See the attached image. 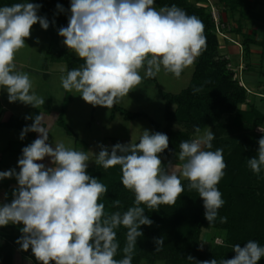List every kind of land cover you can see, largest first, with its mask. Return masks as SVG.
Returning <instances> with one entry per match:
<instances>
[{"label":"clouds","instance_id":"9594fccd","mask_svg":"<svg viewBox=\"0 0 264 264\" xmlns=\"http://www.w3.org/2000/svg\"><path fill=\"white\" fill-rule=\"evenodd\" d=\"M154 3L71 0L68 25L58 34L84 63L61 76L63 89L79 93L93 106L111 108L145 78H154L161 68L179 78L192 66L206 48L203 22L176 5L157 10ZM39 8L28 0L0 7V88L7 89L9 102L20 101L34 108L42 106L45 99L31 91L29 74L16 72L14 61L33 25L39 23L45 30L49 27L47 19L37 14ZM57 8L63 11L60 5ZM29 131L39 137L22 149L19 173L14 169L0 172V179L15 176L18 181L12 202L0 206V227L23 224L17 243L23 251L31 248L39 264H132L137 238L143 235L141 226L153 223L141 205L155 210L160 205H174L185 191L181 176L189 181L188 190H195L203 200L209 224L225 203L217 185L226 163L222 149L211 150L214 133L209 127L199 135L201 129L196 126V138L179 143L178 160L183 162L179 169L177 165L170 164L168 170L163 166L160 154L168 149L169 138L160 132L144 130L138 143H117L110 150L99 145L95 164L104 169L119 165L123 186L135 195L134 206L123 214L105 213V205L99 201L108 189L88 174L86 151L66 147L63 141L55 142V147L48 144L49 131L40 114L23 129L20 138ZM258 144L257 155L247 161L256 174L264 168V137ZM45 157L51 158L53 167L37 163ZM112 203L120 206L119 199ZM220 221L227 218L220 217ZM120 226L127 233L124 256L117 260L115 229ZM154 242L159 251L164 239ZM233 251L234 258L198 264H258L264 257V247L253 240L243 247L234 245Z\"/></svg>","mask_w":264,"mask_h":264},{"label":"trees","instance_id":"16d2710c","mask_svg":"<svg viewBox=\"0 0 264 264\" xmlns=\"http://www.w3.org/2000/svg\"><path fill=\"white\" fill-rule=\"evenodd\" d=\"M30 1L40 5L37 14H54L58 27H67L71 0ZM222 1L233 15L240 16V30L237 33L243 34L245 38L243 43L246 45L247 55L251 54L253 45L263 46L259 44L257 36L260 34L264 39L263 27L260 26L262 32L258 34L242 32L246 27L245 20H258L256 10L259 1ZM22 2L27 0H0V7ZM208 2L209 0H155L156 9L176 5L188 15L198 17L205 26L206 48L194 62L195 70L190 84L179 93L160 90L166 103L164 114L167 124H160L144 112H131L118 105L111 107V120L115 119L117 113L130 121L148 118L153 126L150 134L160 132L169 138V147L160 154L161 159L177 155L181 141L195 139L196 126L200 127V134L212 126L214 139L211 150L222 149L226 163L224 176L217 185L225 203L218 210L217 219L209 224L205 218L203 200L195 190H188L189 181L186 180L182 182L185 191L174 205H160L156 210L141 205L145 209L144 214L153 223L151 226H141L143 235L137 238L132 264H143L144 261L147 264H157L158 261H164L165 264H198L214 258L217 261L231 259L235 256L233 246L240 244L243 247L249 240L264 247V169L256 174L247 164L248 159L258 153V141L261 137L255 130L264 125V113L252 104L246 109L242 107L251 93L229 67V59L221 53L216 22ZM57 5H60L63 11L58 9ZM55 59L65 61L69 71L80 68L84 63L79 57L73 56L68 48L59 52ZM151 80L157 83L156 76ZM195 89L199 91H194ZM64 116L65 109L61 112L59 124L70 136L80 141L79 135L68 126ZM176 124L181 128H174ZM87 172L107 186V193L102 195L99 201L105 205L106 214L115 211L123 214L129 207L134 206L135 195L123 186L119 165L109 169L94 165L88 168ZM116 199L120 201L119 207L113 206L112 202ZM220 217H226L227 221L222 223ZM205 228L223 232L224 243L203 249L201 236ZM115 231L119 249L114 258L119 260L124 256L122 250L126 243L127 229L120 226ZM20 238V235L0 227V240L3 241L0 244L2 264H16V250L35 258L31 249L22 250L21 245L17 243ZM160 238L164 239V244L156 251L154 241ZM188 257H192V260L187 259ZM35 261L39 264L36 258ZM258 264H264V257Z\"/></svg>","mask_w":264,"mask_h":264},{"label":"rangeland","instance_id":"374dc122","mask_svg":"<svg viewBox=\"0 0 264 264\" xmlns=\"http://www.w3.org/2000/svg\"><path fill=\"white\" fill-rule=\"evenodd\" d=\"M211 1L215 9L220 12L222 20L221 22L225 24V27H221V30L225 34H228L231 39H225L223 38L221 33H218V37L220 40V50L222 55L229 59V67L235 71L237 78L240 79L243 85H246V83L242 71H245L247 67L251 68V66H253L252 72H254V74L257 72V78H255V81H258V78L264 79V59L262 61V56H256L257 53H261L262 51H264V49L255 48V52L251 51V54L247 55L246 45L243 43L245 38L242 36H240V38H237L235 35V33L239 32L240 30L238 23L240 16L233 15V12H231L227 8V5L224 4L222 0ZM258 1L259 5L256 10L258 20L252 19L250 22L249 20H245V29L247 31H249V29H257L259 33H261L262 31L259 28V23L264 21V0ZM29 3H31L30 0ZM38 26L39 25L37 23L32 26L30 37L26 38L25 47L21 48L16 53L15 60L20 61L21 64H28L29 67L33 66L36 68H42L45 65L44 61L47 56H50L55 51L66 48L67 46L63 43L64 38L58 34V30L60 29L58 26L54 25L52 28V26H50L49 24L47 30L43 29L42 27L40 29ZM235 39L238 40L240 44H242V48H240L241 50L239 53L236 52L233 55V53L228 47L236 45L235 42L238 43V41H236ZM257 50L258 52H256ZM241 57H243L244 60L241 61ZM27 70L28 69L23 66L19 71L27 73ZM192 72L193 71L190 70V67L185 68L183 71V75H180V77L177 78L173 74L166 73L163 68H161V71L157 74V83L151 80L150 78H145L143 82L138 86V88L131 90L128 93V96L121 98L119 103L117 104L124 106L131 112H145L155 121L159 122L162 125H166L167 122L165 120L164 114L166 103L163 100L162 96L159 94V88H162V90L166 92L179 93L182 89L186 88L190 84ZM66 74L67 73H65L64 75H55L49 81L41 77H32L29 74L30 79L32 81L31 91H33L37 96L43 97L42 91L43 89H46L48 87L51 93L49 101L53 106H73L72 111L70 112V118L67 119V121L72 130H74L80 137L78 145V147L80 148H78L77 150L86 151L89 155L88 167H93L94 165H96V156L94 153H98L100 151L99 145L102 144L111 148L117 143L125 145L135 143L141 138L144 130H148L149 132L153 130L152 123L148 118H140L134 121H126L120 117L114 121H111V108L93 106L85 102L81 98V96H79V93L75 91L68 92L66 90H63L60 78L61 76H66ZM140 74L141 76L144 75L143 69L140 70ZM259 89L261 91H264V85H261ZM3 93L5 96H8L6 88H3ZM72 100L74 104L71 106L72 103L70 104V102ZM251 104L264 113V97H262L261 95H257L256 93H251L247 103L242 107L246 109ZM174 128L179 129L181 127L176 124ZM209 128L212 130V126H209ZM207 129L208 128H206L204 132ZM255 131L258 135H260V137H264V125L256 128ZM204 132L199 135H203ZM20 136L21 134L17 132L14 133V135L11 134L9 138L21 140ZM58 140L63 141L66 147H74L75 141L73 140V138H69L68 136H66L63 128L57 125L50 133L48 142L49 144H52L53 142ZM31 143L32 141L25 144L26 146H28ZM19 159L20 158L14 160L18 162ZM161 160L166 170H168L170 164L172 166L177 165L179 169V166L183 163L178 160V154L173 157ZM15 171L16 173H19L18 170ZM177 174L180 175L179 170ZM11 178L16 181L15 176ZM181 180L182 182H184L187 179L181 176ZM22 227L23 224L9 223L6 226H2V229L7 232L16 233L22 237ZM201 240L203 241V249H207L210 246L211 248H213L215 245H220L224 243L223 232L220 233L215 229L205 228L203 229ZM1 243H3L2 240H0V244ZM30 249L31 248H29V250ZM15 253L16 264H36L35 258L31 257V255H25L19 250H16ZM0 264H2L1 256ZM143 264H147L146 261H144ZM157 264H165V262L158 261Z\"/></svg>","mask_w":264,"mask_h":264},{"label":"crops","instance_id":"0c3cea01","mask_svg":"<svg viewBox=\"0 0 264 264\" xmlns=\"http://www.w3.org/2000/svg\"><path fill=\"white\" fill-rule=\"evenodd\" d=\"M38 15L46 18L47 21L49 22L50 26H52V28L54 25L58 26L57 22H56V16L54 14H38ZM70 15H71V12L69 10V17H70ZM37 24L39 25L38 27L41 29L40 24L39 23H37ZM259 25L261 27H263L262 29H263V35H264V21L260 22ZM259 25H257V26H259ZM242 32H244V33L249 32V33H253V34L259 33V31L257 29H249V31L244 29ZM235 35L237 38H240V36L243 37V34L235 33ZM257 36H258L259 44H262L263 46L253 45L251 48L252 52H255L254 51L255 48H263L264 49V43H263L264 39L260 37V34ZM236 41H238V40H236ZM235 44L236 45H232V46L229 45L230 47H228L230 49V51L233 53V55L236 52L239 53L241 50L240 48H242V44H240L239 41H238V43L235 42ZM66 49H67V47L60 49L58 51H55L50 56H47L45 61H44L45 65L42 68H36L33 66L29 67L28 64H21L20 61L15 60L14 61L15 65H16L15 71H19L24 66L25 68L28 69L26 72L29 73L30 76L45 78L47 81L51 80L52 77L55 75L56 76L64 75L65 73H67L69 71L67 63L63 60H56L55 57L59 52H62ZM261 51H262V49H261ZM71 52H72L73 56L78 57L74 54V52L72 50H71ZM256 52H258V50ZM257 55L259 57L262 56V61H263L264 51H262L261 53H257L256 56ZM240 60L241 61L244 60L243 57H241ZM241 65H243V64H241ZM192 69L195 70V64L190 66V70L194 72V70H192ZM252 70H253V66H251V68L247 67V69L245 71L244 70L242 71L243 77H244V80L246 83L245 86L250 91V93H256L257 95H261L262 97H264V91L263 90L261 91L259 89L261 87V85L262 86L264 85V79L258 78V81H255L256 80L255 78H257V76H256L257 72L254 74V72H252ZM19 72L23 73V71H19ZM193 72L191 74V80H192ZM170 74H172V73H170ZM181 75H183V72L181 73ZM156 78L158 80L157 75H156ZM191 80H190V82H191ZM57 82H58V80H57ZM160 90H162V88H159V94L161 95ZM42 94H43V97L46 99L45 105L43 104L39 108H34L31 105L24 104L20 101L9 102L8 96H5L3 93V88H0V162H2V171H9L12 169L20 171L19 166H18V162L15 161L14 159L21 158L22 157V149L24 147H26L25 143H28L31 141L33 142L35 139H37L39 137V134L36 132L29 131L25 134L24 138L21 140H15V139H11L9 137L11 134L14 135V133H17V132L21 134V132L23 131V129L25 127H30L31 124L33 123L34 117L36 115L40 114L43 116V124L48 129L49 136H50V133L52 132V130L54 129L55 126L58 125V126L62 127L61 125H59V118L61 116V112L64 109H65V116H64L65 121L69 126L67 119L70 118V112L72 111V108H73L72 105L74 104L73 100L70 102V104L72 103L71 104L72 107H65L64 105H62L61 107H56V106H53L51 104V102L49 101L51 93H50V89L48 87L46 89H43ZM115 105L121 106L119 104H115ZM121 107L125 108L124 106H121ZM111 114H112V109H111ZM111 114H110V120H111ZM120 117L126 121H130V120L125 119L124 116L120 113L116 114V117L114 120H116L117 118H120ZM114 120H111V121H114ZM132 121H134V120H132ZM63 130H64V133L66 134V136H68L69 138H73V140L75 141L73 149L77 150L78 148H80V147H78L79 141H77L74 137L70 136L64 128H63ZM58 141H60V140H58ZM55 142H57V141H55ZM55 142H53L50 145L55 147ZM47 143L49 144L48 141H47ZM37 163H43L46 167H53L54 166L51 163L50 157H45L44 160L37 161ZM88 168H90V167H88ZM17 188H18V181L17 180L15 181L12 178L1 179L0 206H2L3 204H6V203L12 202V200L14 199L13 192Z\"/></svg>","mask_w":264,"mask_h":264},{"label":"built area","instance_id":"2783aa9c","mask_svg":"<svg viewBox=\"0 0 264 264\" xmlns=\"http://www.w3.org/2000/svg\"><path fill=\"white\" fill-rule=\"evenodd\" d=\"M208 4L212 7V15H213V18L216 22V27H217V31L218 33H221L223 38L225 39H230V37L228 36V34H225L222 30H221V27H225V24L222 23L221 21V15H220V12L217 11L212 3L211 0H209ZM231 40V39H230ZM245 86V85H244Z\"/></svg>","mask_w":264,"mask_h":264}]
</instances>
